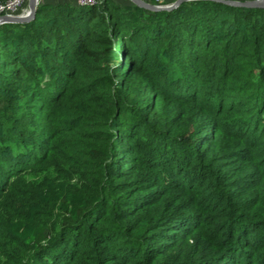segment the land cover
Listing matches in <instances>:
<instances>
[{
  "label": "trees",
  "instance_id": "1",
  "mask_svg": "<svg viewBox=\"0 0 264 264\" xmlns=\"http://www.w3.org/2000/svg\"><path fill=\"white\" fill-rule=\"evenodd\" d=\"M65 177L79 202L55 217ZM0 264H264V9L1 24Z\"/></svg>",
  "mask_w": 264,
  "mask_h": 264
},
{
  "label": "rangeland",
  "instance_id": "2",
  "mask_svg": "<svg viewBox=\"0 0 264 264\" xmlns=\"http://www.w3.org/2000/svg\"><path fill=\"white\" fill-rule=\"evenodd\" d=\"M70 2L75 5H77L76 0H39L38 5L40 6L44 3H50V4H57L60 2ZM105 0H103L102 3H99L95 6H101L104 3ZM118 2H123L128 5H134L128 0H117ZM145 1H150V0H145ZM78 6V5H77ZM19 13L21 17H24L28 14V0L24 1L23 7L21 10H19ZM69 177H65L61 181L55 183V181H51V186H49L50 189V195L53 198V200H56V204L54 206L53 212L55 214V217L61 214H67L66 213V208L68 206H72L73 204H77L79 202V198L75 196H71L68 193H66L64 189V182L68 179ZM77 180V177H75L72 182H75ZM48 190V187L47 189ZM45 190V192H46ZM66 200V203L64 202ZM24 218V217H23ZM13 225L10 227L11 232L22 239H24L28 244H34L35 242V237L33 236V229L30 223H12ZM48 229H44L42 231V234H47Z\"/></svg>",
  "mask_w": 264,
  "mask_h": 264
},
{
  "label": "water",
  "instance_id": "3",
  "mask_svg": "<svg viewBox=\"0 0 264 264\" xmlns=\"http://www.w3.org/2000/svg\"><path fill=\"white\" fill-rule=\"evenodd\" d=\"M132 4L141 7L145 10L152 12H160V11H170L177 8L181 3L187 1L194 0H174L168 6H156L151 4L145 0H128ZM218 3H222L225 5L233 6V7H243V8H260L264 9V0H210ZM38 1L36 0H28V9L29 15L27 17H21L20 14L17 15H0V25L4 23H27L35 18Z\"/></svg>",
  "mask_w": 264,
  "mask_h": 264
},
{
  "label": "built area",
  "instance_id": "4",
  "mask_svg": "<svg viewBox=\"0 0 264 264\" xmlns=\"http://www.w3.org/2000/svg\"><path fill=\"white\" fill-rule=\"evenodd\" d=\"M25 0H0V15H17L22 9ZM174 0H150L149 2L156 6H168ZM247 1V0H242ZM103 0H76L78 6H95L102 3Z\"/></svg>",
  "mask_w": 264,
  "mask_h": 264
},
{
  "label": "bare ground",
  "instance_id": "5",
  "mask_svg": "<svg viewBox=\"0 0 264 264\" xmlns=\"http://www.w3.org/2000/svg\"><path fill=\"white\" fill-rule=\"evenodd\" d=\"M36 1H39V0H36ZM28 15H29V9H28V14L26 16H24V17H27Z\"/></svg>",
  "mask_w": 264,
  "mask_h": 264
}]
</instances>
